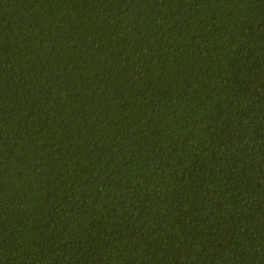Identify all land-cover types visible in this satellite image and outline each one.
I'll list each match as a JSON object with an SVG mask.
<instances>
[{
	"label": "trees",
	"instance_id": "obj_1",
	"mask_svg": "<svg viewBox=\"0 0 264 264\" xmlns=\"http://www.w3.org/2000/svg\"><path fill=\"white\" fill-rule=\"evenodd\" d=\"M0 264H264V0H0Z\"/></svg>",
	"mask_w": 264,
	"mask_h": 264
}]
</instances>
